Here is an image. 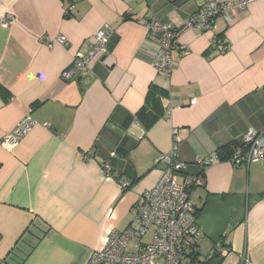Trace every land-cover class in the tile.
Masks as SVG:
<instances>
[{
  "label": "crops",
  "instance_id": "1",
  "mask_svg": "<svg viewBox=\"0 0 264 264\" xmlns=\"http://www.w3.org/2000/svg\"><path fill=\"white\" fill-rule=\"evenodd\" d=\"M71 1L65 17L64 0H0V142L25 114L36 121L13 150L0 144V264H87L112 229L130 225L174 129L188 166L180 178L213 157L189 192L200 210L196 257L206 261L221 242L219 264H264V157L247 165L214 158L232 141L240 148L249 130L264 137V0L233 12L223 53L210 49L211 32H181L186 50L173 54L167 78L152 65L154 44L143 43L155 40L145 24H180L205 0ZM105 24L113 28L105 57L63 82L61 71ZM59 35L67 44L49 46ZM105 162L115 177L104 176ZM150 238H132L129 248Z\"/></svg>",
  "mask_w": 264,
  "mask_h": 264
},
{
  "label": "built area",
  "instance_id": "2",
  "mask_svg": "<svg viewBox=\"0 0 264 264\" xmlns=\"http://www.w3.org/2000/svg\"><path fill=\"white\" fill-rule=\"evenodd\" d=\"M248 1L205 0L180 24L175 21L162 24L155 18L147 21L146 30L155 37V40L145 38L143 43H153L155 46L151 61L156 72L167 78L173 71L175 67L173 54H180L186 50L178 43V36L183 31L211 32L210 45L213 51L216 53L227 51L229 43L224 35L226 26L233 21V12L244 10ZM72 10V4L64 7L65 13ZM2 21L9 25L14 20L10 16H5ZM112 32L113 28L105 24L91 35L89 49L74 54L71 63L61 71L60 79L63 82L73 80L86 69L87 63L93 57L96 55L105 57L107 42ZM55 43L66 45L67 39L64 35H59L52 38L48 45L52 46ZM189 103L194 104L195 99L192 98ZM35 123V119L29 113L22 116L10 131L4 133L1 146L9 151L16 148ZM172 132L174 134L172 149L158 154L154 159V164L161 166L160 176L156 184L141 193L132 206L130 225L123 230L112 229L104 247L94 251L87 264H180L183 260L188 264H209V258L200 261L196 257L202 230L197 224L195 208L189 197L190 187L200 185L203 181L200 177L180 178L179 175L186 169V164L176 159L175 151L179 137L175 129ZM241 143L245 150L238 148L234 152L230 159L234 164L247 165L264 157L262 134L249 130L242 137ZM111 155H114V152H111ZM212 161L213 157L197 159V163L204 162L207 166ZM102 168L105 177H115L108 162H105ZM120 183L122 187L127 185L123 181ZM149 232L151 238L148 242L137 243L134 248H129L132 238H141ZM213 248L214 252L222 251L220 242L214 243ZM243 264L251 263L244 259Z\"/></svg>",
  "mask_w": 264,
  "mask_h": 264
},
{
  "label": "trees",
  "instance_id": "3",
  "mask_svg": "<svg viewBox=\"0 0 264 264\" xmlns=\"http://www.w3.org/2000/svg\"><path fill=\"white\" fill-rule=\"evenodd\" d=\"M64 2L66 3L65 5L67 6V3H70L72 1L71 0H64ZM71 14H72V11L65 13L64 16L65 17H69V16H71ZM210 49H212V51H213V48L211 47V45H210ZM150 87H151L150 91L152 92V86H150ZM238 146H239V144L237 142L232 141L230 143H227V144L217 148L216 151H215L217 160H230L232 155L234 154V152L239 148ZM240 146H241L240 148L242 150H245V148H244V146L242 144ZM175 153H176V159H178L177 148H176ZM200 158L207 159L208 157L207 158L206 157H200ZM185 164H186V168H187L188 167L187 163H185ZM195 165H196L197 171H196V173H195V175L193 177H196V178L200 177V179H202V181L204 182V171H205V167L207 166V164H205L204 162H202V163L198 162L197 163V160H195ZM126 187L127 186H125L123 188H126ZM190 189H191V187H190ZM199 211H200L199 209H195L194 212H195L196 217L198 216ZM220 244H221V242H220ZM223 246L227 247L225 245H223ZM221 257H222V251L220 253L214 252V254L211 256V258H209V264H219L220 261H221L220 260Z\"/></svg>",
  "mask_w": 264,
  "mask_h": 264
},
{
  "label": "rangeland",
  "instance_id": "4",
  "mask_svg": "<svg viewBox=\"0 0 264 264\" xmlns=\"http://www.w3.org/2000/svg\"><path fill=\"white\" fill-rule=\"evenodd\" d=\"M146 240L149 241L148 239H146ZM146 240H145V241H146Z\"/></svg>",
  "mask_w": 264,
  "mask_h": 264
},
{
  "label": "water",
  "instance_id": "5",
  "mask_svg": "<svg viewBox=\"0 0 264 264\" xmlns=\"http://www.w3.org/2000/svg\"><path fill=\"white\" fill-rule=\"evenodd\" d=\"M102 59H103V57H102Z\"/></svg>",
  "mask_w": 264,
  "mask_h": 264
}]
</instances>
